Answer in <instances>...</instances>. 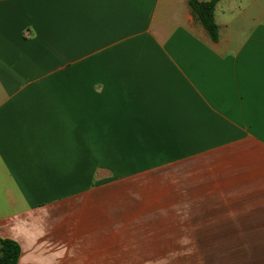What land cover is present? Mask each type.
<instances>
[{
    "label": "crops",
    "instance_id": "0c3cea01",
    "mask_svg": "<svg viewBox=\"0 0 264 264\" xmlns=\"http://www.w3.org/2000/svg\"><path fill=\"white\" fill-rule=\"evenodd\" d=\"M215 20L216 41L189 0H0L18 264H264V0Z\"/></svg>",
    "mask_w": 264,
    "mask_h": 264
},
{
    "label": "trees",
    "instance_id": "16d2710c",
    "mask_svg": "<svg viewBox=\"0 0 264 264\" xmlns=\"http://www.w3.org/2000/svg\"><path fill=\"white\" fill-rule=\"evenodd\" d=\"M221 0L199 1L189 0V5L197 21L208 32L213 40L218 39L219 28L215 20V11ZM19 245L9 239H0V264H18L20 258Z\"/></svg>",
    "mask_w": 264,
    "mask_h": 264
}]
</instances>
